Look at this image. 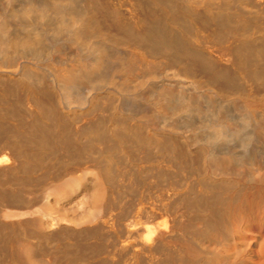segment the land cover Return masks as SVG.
<instances>
[{"label": "bare ground", "instance_id": "6f19581e", "mask_svg": "<svg viewBox=\"0 0 264 264\" xmlns=\"http://www.w3.org/2000/svg\"><path fill=\"white\" fill-rule=\"evenodd\" d=\"M0 264H264V0H0Z\"/></svg>", "mask_w": 264, "mask_h": 264}]
</instances>
